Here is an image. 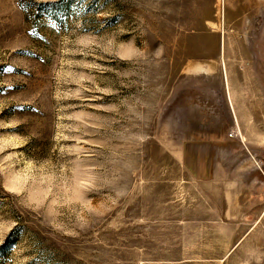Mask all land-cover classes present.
<instances>
[{"label": "rangeland", "instance_id": "374dc122", "mask_svg": "<svg viewBox=\"0 0 264 264\" xmlns=\"http://www.w3.org/2000/svg\"><path fill=\"white\" fill-rule=\"evenodd\" d=\"M250 39L264 0H0V264H264Z\"/></svg>", "mask_w": 264, "mask_h": 264}, {"label": "bare ground", "instance_id": "6f19581e", "mask_svg": "<svg viewBox=\"0 0 264 264\" xmlns=\"http://www.w3.org/2000/svg\"><path fill=\"white\" fill-rule=\"evenodd\" d=\"M243 10H245V7L240 6L238 8L237 12H235V14H243V13H245ZM235 28L238 31L239 30H244V31L248 32V30H249L245 23L237 24L235 26ZM249 42H250V49H251L250 51L251 52H253V50H252V49H254L253 46H255L256 44L259 46V51H261L264 48V42L261 43L259 40L257 41L256 39L254 41L250 39ZM243 46H244V44H242V47ZM247 51H248V49H247ZM243 61H246L245 62V70H246V72L249 70V72L247 74V86H248V90L247 91L250 92L252 95L256 94V92H257L256 91V86H257V83H258V77L256 76V71L253 70V66L255 65V62H253L249 58L248 55L244 57ZM230 80L231 79H229V81H228V85H229L228 88L230 90V93H232V89H231L230 83H229V82H231ZM251 96H249V97H251ZM257 96L258 95L255 96V99L257 98ZM254 103L256 104V100L254 101ZM253 107H255V106L253 105Z\"/></svg>", "mask_w": 264, "mask_h": 264}]
</instances>
